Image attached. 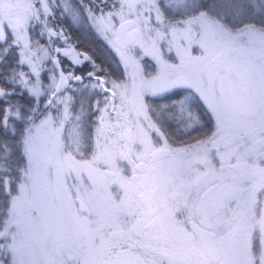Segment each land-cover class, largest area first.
<instances>
[{
    "label": "snow or ice",
    "instance_id": "1",
    "mask_svg": "<svg viewBox=\"0 0 264 264\" xmlns=\"http://www.w3.org/2000/svg\"><path fill=\"white\" fill-rule=\"evenodd\" d=\"M0 264H264V0H0Z\"/></svg>",
    "mask_w": 264,
    "mask_h": 264
},
{
    "label": "trees",
    "instance_id": "2",
    "mask_svg": "<svg viewBox=\"0 0 264 264\" xmlns=\"http://www.w3.org/2000/svg\"><path fill=\"white\" fill-rule=\"evenodd\" d=\"M73 40L78 41L83 50L90 52V54H94L98 58V61L107 59L109 63H111L103 43L96 37L90 35L87 31L81 30L73 32ZM107 66L106 64L105 67ZM111 66L113 69L115 68L114 63Z\"/></svg>",
    "mask_w": 264,
    "mask_h": 264
}]
</instances>
